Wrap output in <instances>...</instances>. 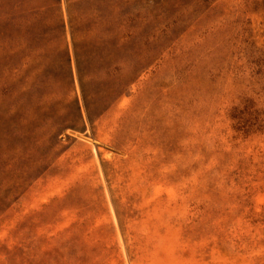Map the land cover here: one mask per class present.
I'll return each mask as SVG.
<instances>
[{
    "label": "rangeland",
    "instance_id": "1",
    "mask_svg": "<svg viewBox=\"0 0 264 264\" xmlns=\"http://www.w3.org/2000/svg\"><path fill=\"white\" fill-rule=\"evenodd\" d=\"M0 264H264V0H0Z\"/></svg>",
    "mask_w": 264,
    "mask_h": 264
}]
</instances>
